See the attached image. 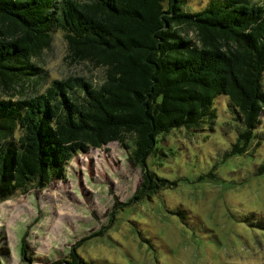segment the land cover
<instances>
[{
	"label": "trees",
	"instance_id": "1",
	"mask_svg": "<svg viewBox=\"0 0 264 264\" xmlns=\"http://www.w3.org/2000/svg\"><path fill=\"white\" fill-rule=\"evenodd\" d=\"M184 2L0 0V201L63 179L72 154L112 140L140 168L131 198L149 196L170 184L146 163L158 135L210 128L220 93L236 120L228 152L253 144L264 106V0H209L198 9ZM53 29L68 56L103 68L98 84L69 75L38 88L32 59ZM26 249L21 236L20 257L30 262ZM58 262L92 264L73 245Z\"/></svg>",
	"mask_w": 264,
	"mask_h": 264
},
{
	"label": "rangeland",
	"instance_id": "2",
	"mask_svg": "<svg viewBox=\"0 0 264 264\" xmlns=\"http://www.w3.org/2000/svg\"><path fill=\"white\" fill-rule=\"evenodd\" d=\"M185 1L188 9L209 2ZM186 33L194 37L192 29ZM32 60L39 89L52 78L81 75L98 84L103 77L101 66L67 55L58 29ZM261 79L264 91V71ZM26 84L22 95L31 90ZM226 102L224 93L213 98L210 128L158 135L146 163L170 184L149 196L131 198L140 168L112 140L72 154L63 179L0 201V264H60L72 245L92 264H264V170L256 172L264 106L253 144L229 153L236 120ZM21 236L30 262L20 257Z\"/></svg>",
	"mask_w": 264,
	"mask_h": 264
}]
</instances>
